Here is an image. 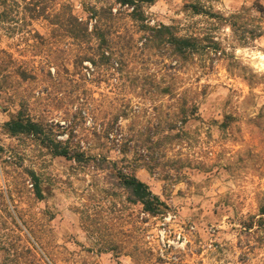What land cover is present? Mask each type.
I'll list each match as a JSON object with an SVG mask.
<instances>
[{
  "label": "rangeland",
  "instance_id": "374dc122",
  "mask_svg": "<svg viewBox=\"0 0 264 264\" xmlns=\"http://www.w3.org/2000/svg\"><path fill=\"white\" fill-rule=\"evenodd\" d=\"M54 2L97 23L111 63L86 58L98 39L80 44L49 22ZM142 8L203 51L177 59L114 0H0V264H264V37L242 44L225 18L241 10L264 28V0ZM20 107L83 158L9 135L2 123ZM112 162L159 195L161 213L127 199Z\"/></svg>",
  "mask_w": 264,
  "mask_h": 264
},
{
  "label": "trees",
  "instance_id": "16d2710c",
  "mask_svg": "<svg viewBox=\"0 0 264 264\" xmlns=\"http://www.w3.org/2000/svg\"><path fill=\"white\" fill-rule=\"evenodd\" d=\"M114 1L120 3L121 5L132 7V10L129 12L130 17L139 21L141 28L149 31L147 35L148 38H150L156 45H164L165 47L170 48V53L177 59H188L194 54L200 53V51H203L205 48V45L202 44V38L195 35H180L175 31L173 26L168 24L160 23L158 25L150 26L145 23L146 15L142 8V2H153L154 0ZM54 3L55 4L51 7L50 14L46 15L49 22H51L54 26L63 29L68 37L80 44H87L90 46L93 39H98L99 42L97 43V46L93 48L90 55H87L86 58L94 65H108L111 63V55L109 52L107 53V40L99 29L97 23L94 24L91 30H88L87 22L79 20L78 16L72 11L70 3ZM193 8L195 12L202 11V9H199L197 6H194ZM261 10V7H259L258 11L261 12ZM43 11L44 7L42 8V12ZM93 13L97 15V11L95 9ZM210 14L211 16L224 18L220 13ZM243 17L244 15L241 10L233 11L225 17L229 20V26L233 34L240 40V43H246L247 39L250 37H264V28L259 23H256L254 27H249V21L247 19L244 20ZM251 18L255 20L256 16L255 18ZM241 19L243 20L241 21ZM210 43H212L211 48L215 51H217V48H220L218 41L212 40ZM181 117L183 122L186 119V115L182 114ZM2 126L9 135L31 138L36 143L45 147L48 152L54 156H62L66 159L74 158L79 160L80 158H83L86 153L78 148L70 147L67 140L62 141L54 136H51L49 129H47L42 121L30 117L21 107L12 112L10 117L2 123ZM170 129H172V127H170ZM108 136V132H106V137L109 138ZM163 137L167 140L166 138L170 137V135L165 134ZM112 138L115 140L116 136ZM123 151H126V149H123ZM99 156L101 157V160H106L105 155ZM101 160L97 159V162H100ZM157 164L160 163L154 160V157H151L150 159L145 160L142 163V166H144L149 172H152ZM97 166L100 169L105 168L102 164ZM111 168L116 176L118 187L127 193V199L130 202L140 204L142 210L150 215H156L162 212L165 206L164 201L160 199L158 194L154 193L150 189L149 185L145 181L136 176L132 170L124 171L114 162H112ZM26 173L30 178L29 182L34 196L38 199H42L44 197V193L40 177L33 169L27 168ZM26 179L27 178L24 180ZM262 210V213H264V209ZM0 249L8 250L4 244L0 245Z\"/></svg>",
  "mask_w": 264,
  "mask_h": 264
}]
</instances>
